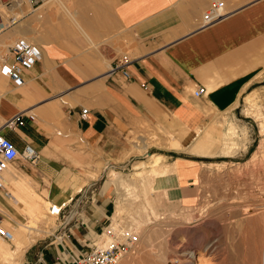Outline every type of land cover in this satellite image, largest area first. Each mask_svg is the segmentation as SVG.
<instances>
[{
	"label": "crops",
	"instance_id": "obj_1",
	"mask_svg": "<svg viewBox=\"0 0 264 264\" xmlns=\"http://www.w3.org/2000/svg\"><path fill=\"white\" fill-rule=\"evenodd\" d=\"M210 1L49 0L35 8L23 2L20 19L0 32V47L22 39L39 52L19 70V85L0 73V133L38 155L15 159L0 174V213L10 218L20 209L29 218L22 226L29 238L15 246L38 236L34 192L60 218V240L42 243L21 264H71L86 251L114 213L105 183L94 197L91 176L140 153L176 161L173 175L154 180L161 199L194 201L202 165L222 156L193 153L198 139L216 137L217 115L231 110L264 70V0H225L227 14L200 27ZM120 57L127 78L123 68L108 72ZM198 86L204 92L194 96ZM16 114L22 125L7 128ZM106 186L113 187L110 179Z\"/></svg>",
	"mask_w": 264,
	"mask_h": 264
},
{
	"label": "rangeland",
	"instance_id": "obj_2",
	"mask_svg": "<svg viewBox=\"0 0 264 264\" xmlns=\"http://www.w3.org/2000/svg\"><path fill=\"white\" fill-rule=\"evenodd\" d=\"M225 3L227 10L228 3ZM5 51L0 47V58ZM247 96L259 110L258 114L264 117V70L249 82L231 110L217 115L216 137L207 135L198 139L201 144L193 153L222 156L210 160L215 163L202 165L201 175L195 180V199L190 205L166 201L159 192L150 190L144 195L138 189L124 192L111 176L110 172L114 171L122 181H131L136 173L133 165L146 163L151 155H162L159 153H138V157L130 158L120 168L104 169L100 174L96 171L91 176L95 179L94 197L105 183L107 195L114 202V213L106 224L120 222L123 229L135 237L132 249L116 264H201L205 260L210 261L209 264H264V136L252 117L255 112L244 103ZM230 149L234 150L233 154L229 153ZM260 155L263 159L253 161V156ZM174 162L166 158V163ZM149 168L147 165L138 173ZM108 179L113 185L110 190L106 186ZM34 194L39 216L32 228L39 233L28 246L14 244L29 238L22 227L29 222L26 214L16 209V217H2L11 234L21 233L18 239L0 241L16 264H21L24 255L42 243L60 240L56 229L60 218L49 216L48 201ZM5 198L8 201V197ZM21 205L28 209L25 204ZM118 207H123L125 212L118 215ZM103 235L95 234L93 241L101 243L99 237ZM190 253H194L198 261L192 262Z\"/></svg>",
	"mask_w": 264,
	"mask_h": 264
},
{
	"label": "built area",
	"instance_id": "obj_3",
	"mask_svg": "<svg viewBox=\"0 0 264 264\" xmlns=\"http://www.w3.org/2000/svg\"><path fill=\"white\" fill-rule=\"evenodd\" d=\"M48 1L49 0H0V32L9 28L20 19L22 15L19 6H21L23 2L35 8ZM226 14L227 11L225 10V3L223 0H211L202 13L198 26L204 27L210 25ZM38 59V50L24 40L18 39L8 45L5 53L0 58V73L9 77L14 85H19L21 83V79L18 75L19 70L30 67ZM126 62L127 60L125 57H120L115 62H112L108 72L112 73L119 68H123L120 73L123 77L127 78L128 74L124 69ZM203 92L204 89L198 86L192 93L194 96H198ZM85 112V108L80 109L79 116L84 118ZM19 125H22L21 115L19 114L14 115L5 123V126L9 129H13ZM37 157L36 151L29 143H24L21 150H18L10 139L0 133V171L15 159L33 162ZM58 207L60 210V206ZM51 210L52 208L50 211ZM109 223L100 231V235L103 233L107 235L109 239L100 245H96L93 241L86 251L72 259L71 264H114L120 256L127 254L132 249L135 237L127 233L122 234L120 232L121 230H117L118 232L112 230L109 227ZM11 235V232L3 223L0 213V239L9 241Z\"/></svg>",
	"mask_w": 264,
	"mask_h": 264
},
{
	"label": "bare ground",
	"instance_id": "obj_4",
	"mask_svg": "<svg viewBox=\"0 0 264 264\" xmlns=\"http://www.w3.org/2000/svg\"><path fill=\"white\" fill-rule=\"evenodd\" d=\"M50 3V2H49ZM225 3V2H224ZM225 8H226V3H225ZM226 10V9H225ZM244 103L246 105H248L249 107V110L251 111H254L255 114L254 116L252 115V117L255 118V120L259 123L258 124V128L262 131V134L261 136H264V117L261 116V114H258L259 110L257 109V107L254 105L252 99L247 96L245 99H244ZM231 140V139H230ZM234 150L233 149H230V154H233ZM263 156L260 155L258 157H252L253 161L257 158H262ZM263 159V158H262ZM148 162H139V163H136L133 165V171H136V173L134 174V178L131 179V181H122V178L120 177L119 174H116L115 172L111 171V176H113V179L116 181V184L118 186L119 189L123 188L124 192H126L127 190L129 189H133V190H136L138 189V191L144 195L147 193V191L150 190V192H156L157 190H155V187L153 186V183H154V180L155 178H161V177H164V176H167V175H173L174 172H176L177 170V164L176 163H166V157L165 156H162V155H151L148 160ZM10 165V164H8ZM7 165V166H8ZM149 165L150 168L148 171L146 170H143L142 172L138 173V170L144 168L145 166ZM5 167L0 171V174L4 171ZM149 179L151 181H149ZM165 190V189H164ZM162 191V190H161ZM158 193V192H157ZM166 195V194H165ZM48 204V211H49V214H52V215H56L57 214V207L55 206H52L51 204L47 203ZM52 208V210L50 211V209ZM117 212H118V215L121 214L122 212H125L124 208L123 207H118L117 208ZM246 212V211H245ZM122 217V216H120ZM121 219V218H120ZM121 221V220H120ZM122 223L120 222H117V221H113L111 224L109 223V227L118 232L117 230H121L120 232L122 234H129V231H126L125 229H123V227L121 226ZM145 223H143L142 225H144ZM5 225V224H4ZM103 234V233H102ZM101 238V243L99 242H95L96 245H100L102 244L104 241L108 240L109 237L107 235H103L102 237H99ZM11 240V239H10ZM0 241L4 242L5 240H2L0 239ZM208 256H210L209 254H207ZM0 257H1V261H0V264H16L14 262V260H12L13 256L11 257V253L10 251L7 249V247L5 246H1L0 245ZM123 257L120 256L116 262H118L121 258ZM4 259V261L2 260ZM189 259L192 261V262H196L198 261L197 257L195 256L194 253H190L189 255ZM210 260V259H209ZM264 261V260H262ZM116 262L114 264H116ZM175 262V261H174ZM203 264H209L210 261L208 260H205L204 262H202ZM201 263V264H202ZM171 264H174V263H171Z\"/></svg>",
	"mask_w": 264,
	"mask_h": 264
}]
</instances>
